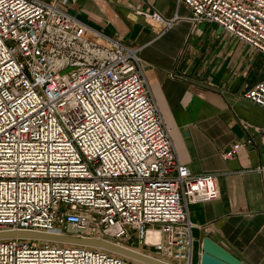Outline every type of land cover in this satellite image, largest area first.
Returning a JSON list of instances; mask_svg holds the SVG:
<instances>
[{
  "label": "built area",
  "instance_id": "obj_1",
  "mask_svg": "<svg viewBox=\"0 0 264 264\" xmlns=\"http://www.w3.org/2000/svg\"><path fill=\"white\" fill-rule=\"evenodd\" d=\"M65 2L0 0V232L96 238L191 264L187 205L219 197L216 175L179 161L139 48L89 27L60 7ZM175 2L192 23H214L264 55V0ZM138 13L165 29L180 18L155 8ZM243 96L264 108V78ZM0 264L144 263L85 245L4 237Z\"/></svg>",
  "mask_w": 264,
  "mask_h": 264
},
{
  "label": "crops",
  "instance_id": "obj_2",
  "mask_svg": "<svg viewBox=\"0 0 264 264\" xmlns=\"http://www.w3.org/2000/svg\"><path fill=\"white\" fill-rule=\"evenodd\" d=\"M60 7L103 35L139 48L179 161L196 174L216 175L219 197L187 205L195 224L191 264L200 263L205 237L243 264H264V134L241 126L264 128V108L243 96L264 78V55L214 23H192L190 10L175 0H66ZM153 8L180 18L165 29L138 13Z\"/></svg>",
  "mask_w": 264,
  "mask_h": 264
},
{
  "label": "water",
  "instance_id": "obj_3",
  "mask_svg": "<svg viewBox=\"0 0 264 264\" xmlns=\"http://www.w3.org/2000/svg\"><path fill=\"white\" fill-rule=\"evenodd\" d=\"M4 237H19L40 241H52L57 243L85 245L104 249L129 259L142 262L144 264H172L167 261L158 259L152 255L143 253L136 249L124 247L122 245L89 237H76L73 235H58L44 232L32 231H8L0 232V238ZM199 264H243L237 257L220 246L212 239L205 237L202 240L200 248V263Z\"/></svg>",
  "mask_w": 264,
  "mask_h": 264
},
{
  "label": "bare ground",
  "instance_id": "obj_4",
  "mask_svg": "<svg viewBox=\"0 0 264 264\" xmlns=\"http://www.w3.org/2000/svg\"><path fill=\"white\" fill-rule=\"evenodd\" d=\"M156 238V233L154 232H150L149 235H148V240H154Z\"/></svg>",
  "mask_w": 264,
  "mask_h": 264
},
{
  "label": "rangeland",
  "instance_id": "obj_5",
  "mask_svg": "<svg viewBox=\"0 0 264 264\" xmlns=\"http://www.w3.org/2000/svg\"><path fill=\"white\" fill-rule=\"evenodd\" d=\"M131 234H132V235H134V232H133V231H131ZM139 248H141V247L139 246Z\"/></svg>",
  "mask_w": 264,
  "mask_h": 264
}]
</instances>
